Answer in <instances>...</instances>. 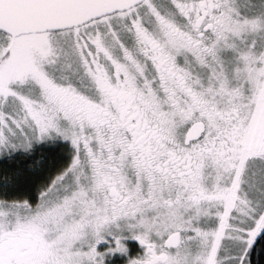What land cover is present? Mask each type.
Returning <instances> with one entry per match:
<instances>
[{
  "label": "snow or ice",
  "instance_id": "1",
  "mask_svg": "<svg viewBox=\"0 0 264 264\" xmlns=\"http://www.w3.org/2000/svg\"><path fill=\"white\" fill-rule=\"evenodd\" d=\"M55 139L0 264H264V0H0V157Z\"/></svg>",
  "mask_w": 264,
  "mask_h": 264
},
{
  "label": "trees",
  "instance_id": "2",
  "mask_svg": "<svg viewBox=\"0 0 264 264\" xmlns=\"http://www.w3.org/2000/svg\"><path fill=\"white\" fill-rule=\"evenodd\" d=\"M67 143L42 142L33 146L29 152L17 151L10 156L0 158V189L9 197L35 200L38 189L55 172L70 160ZM131 252L136 246L131 245ZM255 261L259 260L257 252L252 253ZM123 264L122 258H113Z\"/></svg>",
  "mask_w": 264,
  "mask_h": 264
},
{
  "label": "flooded vegetation",
  "instance_id": "3",
  "mask_svg": "<svg viewBox=\"0 0 264 264\" xmlns=\"http://www.w3.org/2000/svg\"><path fill=\"white\" fill-rule=\"evenodd\" d=\"M49 141V140H48ZM54 142L56 141V142H61V143H67V148L70 150V145L68 144V142H66V141H64V140H60V139H55V140H53ZM44 142H47V141H44ZM40 143H42V142H40ZM36 145V144H35ZM21 152V151H20ZM37 196H38V193L36 194V198H35V200L37 199ZM34 200V201H35ZM127 243H128V245H129V248H130V251H132L131 250V245H133V246H136V250L138 251L139 250V246H138V244L135 242V241H133V240H129V241H127Z\"/></svg>",
  "mask_w": 264,
  "mask_h": 264
},
{
  "label": "rangeland",
  "instance_id": "4",
  "mask_svg": "<svg viewBox=\"0 0 264 264\" xmlns=\"http://www.w3.org/2000/svg\"><path fill=\"white\" fill-rule=\"evenodd\" d=\"M49 141H53V140H49ZM48 142V141H47ZM15 153H17V152H14V153H12V154H15ZM2 157H4V156H2ZM2 157H0V158H2Z\"/></svg>",
  "mask_w": 264,
  "mask_h": 264
}]
</instances>
